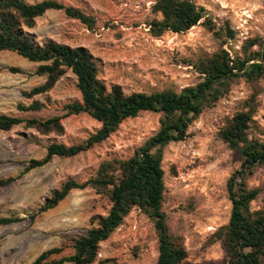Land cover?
Listing matches in <instances>:
<instances>
[{"label": "rangeland", "instance_id": "1", "mask_svg": "<svg viewBox=\"0 0 264 264\" xmlns=\"http://www.w3.org/2000/svg\"><path fill=\"white\" fill-rule=\"evenodd\" d=\"M28 3L42 0H25ZM83 10L96 20L92 31L63 11H48L36 20L31 33L41 44L53 40L70 47H84L97 60L99 76L108 86L119 84L125 93L152 92L164 88L180 90L200 81L185 64L186 59L209 55L224 48L238 50L243 40L264 38V0H194L205 8L218 28L227 26L235 39H217L198 25L184 34L166 33L160 38L149 34L147 23L154 17L155 0H56ZM15 67L23 73H12ZM37 64L12 52L0 53V114L27 117L19 104H30L24 91L44 82L34 75ZM256 93L257 113L251 137L264 141V78L256 84L237 82L230 93L205 110L190 126L185 141L165 148L163 211L172 233L182 238L188 261L202 264L223 257L220 244H210V235L228 223L231 203L226 183L239 168L241 153L220 141L217 133L226 117L242 109ZM45 109L34 116L47 118L61 114L62 106L81 100L76 77L68 72L46 95L38 96ZM159 114L142 113L125 120L106 141L73 158H54L45 167L33 170L8 187L0 188V217L22 219L0 227V264H31L42 252L65 241L83 236L92 228L91 218L106 215L109 203L92 189L73 190L55 209L40 214L34 222L30 213L40 208L51 192L69 179L83 182L99 164L113 158L126 159L159 128ZM64 135L39 136L17 126L0 132V178L16 177L32 159H41L53 141L77 144L94 133L99 124L87 114L62 121ZM260 194L252 209L264 207V166L248 180ZM158 242L152 222L133 210L123 224L100 244L93 264H156Z\"/></svg>", "mask_w": 264, "mask_h": 264}, {"label": "trees", "instance_id": "2", "mask_svg": "<svg viewBox=\"0 0 264 264\" xmlns=\"http://www.w3.org/2000/svg\"><path fill=\"white\" fill-rule=\"evenodd\" d=\"M63 11L92 31L96 25L93 16L56 0L28 3L25 0H0V53L12 52L22 59L37 64L34 75L44 82L22 93L30 104H19L17 109L27 117L0 114V132L17 126L32 130L39 136L64 135L62 121L74 115L87 114L99 128L85 140L66 145L56 141L46 147L41 159H32L16 177L0 178V188L38 170L58 157L73 158L106 141L127 119L142 113L159 114V128L126 159L102 161L96 172L83 182L67 180L51 192L44 204L31 212L29 219L55 209L73 190L92 189L107 199L106 215L91 218V225L83 236L73 237L58 247L42 252L31 264H93L100 244L107 241L123 224L133 210H139L153 224L158 242L156 264L190 263L182 238L171 232L168 216L163 211L165 148L171 143L185 141L190 126L207 109L214 108L240 81L256 84L264 78V38L249 37L238 50L224 48L186 59L185 64L196 72L200 81L180 90L164 88L152 92L125 93L119 84L107 85L99 76V65L84 47H70L53 40L39 43L31 31L36 20L48 11ZM154 17L147 23L149 34L160 38L166 33L184 34L201 25L217 39H235V32L218 28L204 7L194 0H155L151 6ZM12 73H23L10 68ZM68 72L77 81L81 100L66 103L61 114L47 118L34 116L45 109V103L35 99L49 93ZM256 93L249 96L232 117H226L217 137L230 149L241 153L242 161L228 178L226 188L231 203L227 224L218 227L209 237V243H218L223 257L202 264H264V207L252 209L260 190L250 188L248 180L264 166V141L252 138L257 113ZM22 219L0 217V227Z\"/></svg>", "mask_w": 264, "mask_h": 264}]
</instances>
